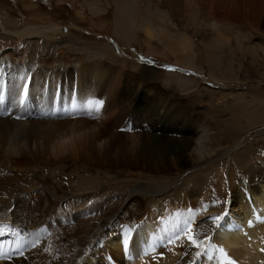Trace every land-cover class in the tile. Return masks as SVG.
Here are the masks:
<instances>
[{
  "label": "bare ground",
  "instance_id": "bare-ground-1",
  "mask_svg": "<svg viewBox=\"0 0 264 264\" xmlns=\"http://www.w3.org/2000/svg\"><path fill=\"white\" fill-rule=\"evenodd\" d=\"M111 1L115 0H103V28L111 27ZM118 1L113 30L117 41L111 40V46H117L118 42L132 45L141 30L147 38L148 54H158L164 49L175 61L199 70L203 66H198L196 52L202 48L201 61L206 71L219 79L246 73L247 68L242 67L245 58L252 60V64L260 58L264 60V0H147L143 19L142 0ZM195 12L201 17L199 23H195ZM188 14L192 15L193 24L188 21ZM140 19L137 26L135 21ZM225 29L232 36H227ZM57 30L54 26L28 25L16 31L25 38L27 46L19 52L5 49L0 53V72L6 74L0 75V264H112L111 258L118 260L121 255L128 262L134 261L133 264L147 255L156 256L160 264H194L199 258L197 252L199 264H224L226 260L259 264L264 260V168L261 167L258 172H248L247 182L237 186H242V191H233L235 203L227 202L221 212L212 211L218 201L215 190L212 198L204 196V201L196 202L198 198L168 207L167 218L163 209L149 210L145 206L142 209V203L129 199L121 216L114 218L111 213H104L93 228H73L67 236L61 233L64 229L61 218L90 220V211L98 210L100 204L74 210V203L69 213L56 215L58 202L45 197L41 189L23 188L21 185H28L29 180H20L16 172L35 163L51 165L59 158L72 164L91 165L96 168L95 173L99 170L111 182L115 179L105 172L112 173L111 169L122 163L113 149L117 137L126 136L132 140L129 166L119 171L124 178L137 179L158 170L178 172L216 156L225 157L237 143L220 149L231 131L221 133L211 123L201 122L200 114L197 120L192 115L186 118L188 108L194 111L192 105L182 110L170 109L172 105H166L160 95L158 102L153 101L155 94H161L157 90L162 88L147 81L151 71L144 73V68L130 71L123 65L82 55L73 58L71 52L64 51L65 47L60 52L53 47L51 54L55 58L49 62L43 37ZM195 33H199L196 42ZM72 34L76 36L74 32L66 33ZM219 62L223 64L220 66ZM142 75L145 78H139ZM166 88L163 92L167 93L174 87ZM214 94L210 93L212 101ZM235 109L236 106L231 112ZM178 112L181 116L173 118L172 114ZM138 117L151 136L137 132ZM124 121L131 132L112 133V126L118 122L116 126L121 128ZM173 126L178 127L174 129L177 136L170 137ZM157 133L164 136L165 142L154 147L149 138ZM169 138L173 139L172 144ZM149 181L145 186L153 192L168 185ZM177 209L181 216L175 215ZM43 219L58 224V231L48 240L40 235ZM108 223L118 228H107ZM189 235L199 243V248L189 242Z\"/></svg>",
  "mask_w": 264,
  "mask_h": 264
},
{
  "label": "rangeland",
  "instance_id": "rangeland-1",
  "mask_svg": "<svg viewBox=\"0 0 264 264\" xmlns=\"http://www.w3.org/2000/svg\"><path fill=\"white\" fill-rule=\"evenodd\" d=\"M118 3V0L111 1V27L103 28L101 22L103 0H0V53L4 52L5 49L19 52L26 47L27 41L18 35L16 31L28 25L57 27V31L50 32L43 37L45 43L42 45L44 53L47 52L45 57L49 62L55 58L54 54H51L53 47L59 52L65 47L64 51L66 53L71 52L73 58L82 55L90 59L114 62L116 65L125 66L130 71H140L143 68L144 73L151 71L150 76H147L149 79L147 81L158 83L162 88L157 90L161 94H155L153 101L158 102L164 97L165 100L163 99V101L167 102L166 105H172L170 109L176 107L175 109L178 110L192 105L194 111L191 112L192 108H188L184 114L186 118L192 115L191 118L194 116L195 118L193 117L192 119L197 120L196 117L200 114L199 120L201 122L211 123L221 133L229 129L232 135L228 141L225 140V142L223 140V144L219 148L222 149V147L228 145L232 147L234 142L237 143L235 146L237 148L234 147L230 153L225 154V157L216 156L210 158L208 162L199 164L191 169L182 168L178 172L175 169L168 171L158 170L133 179L130 177L124 178L120 174V171L125 170L124 167L128 168L129 166L127 165V158L132 142L130 138L121 136L117 137L118 141L113 153L120 157L122 163H119L113 170L111 169L112 173L105 172L107 176L111 175V178L115 179L111 182L99 170L95 173L96 168L91 165L78 162L77 164H72L70 161H61L59 158L51 165L45 162L42 165L35 163L25 169L26 171L22 169L23 171L16 172L15 175L20 180H29L28 185H21L20 183L18 185L23 188H29V190L41 189L45 197L58 202V213L56 215L69 213L73 206L75 210L78 207L100 204L98 210L90 211V220L76 222L74 218H61V223L64 225L61 233L64 236H67L69 231L83 230L84 226L93 228L98 222V217L104 213H111L114 218L121 216L124 214L123 207L129 199L137 201L139 204L142 203V209L147 207L152 210L159 207L158 211L163 209L165 213H168H166L167 215L165 214L167 218L170 212L169 208L177 207V203L186 202L187 200L195 201L198 198L199 200L196 202L204 201L209 195L212 198L215 190L218 201L217 205L212 206V211L221 212V210L225 209L224 205L227 202L235 203L236 199L232 197L233 191L239 189L242 191V186L239 188L237 186L241 185L245 180L247 182L249 179L248 172L254 173L264 168V60L260 58L256 62L253 61L256 64L254 65L252 60L249 61V59L245 58L242 60V67L247 68L246 73H238L237 78L219 79L214 78L212 75L210 76L206 71L205 63L201 61L204 59L202 48L196 52L199 57L196 62L198 66H203V69L199 70L192 66L188 67L183 62L175 61V58H172L173 55L168 54L164 49H161L158 54H148L145 42L147 38H145L146 36L141 30L137 41H134L132 45L125 46L124 43L118 42L119 48L118 45L111 46V40L117 41L113 30L116 23V5ZM140 8V17L145 18L147 0L141 1ZM190 18H192V15L188 14L189 22ZM195 20V23L201 22V17L197 12H195ZM4 21H6L5 25L3 24ZM135 23L137 26L140 25L141 19L136 20ZM190 23L193 24V22ZM67 32H74L76 36H73V34L67 36ZM224 33L227 36H232L227 29H225ZM198 34H194L193 40L195 42L199 39ZM254 41L260 42V39H255ZM57 42L59 43L57 44ZM37 43H41V41L38 40ZM72 52L76 53L73 54ZM219 58L221 59V57ZM221 64L223 63H220V66ZM251 64L254 66H251ZM143 77L142 75L139 78ZM139 78H136L137 83L140 80ZM170 86L174 87L173 90H169L171 92H163V88L167 87L166 89H170ZM168 93L170 94L167 95ZM210 93H215L213 96L215 98L214 101H212L213 98H209L211 96ZM235 106V111L231 112ZM180 116V113L172 114L173 118H179ZM139 123H143V125ZM117 124L118 122L112 126V133L126 134L129 131L131 132L126 121L121 125V128H118ZM175 128L177 129L178 127L175 126ZM175 128L173 126L172 130H170V137L177 136ZM137 132L145 135L150 133L146 129V124L139 117ZM149 136L151 135L149 134ZM149 139L150 145L154 147L165 142L164 136L158 133ZM169 142L172 144L173 139L169 138ZM116 150L117 153L115 152ZM258 163L259 165H257ZM130 168L133 169L132 166ZM126 173L129 174V172ZM149 178H151V182ZM148 181L149 183L156 182L168 185H166L167 188L164 190L153 192L145 186ZM254 181H257L256 177ZM155 185L158 186L159 184ZM210 191L212 193L209 194ZM56 198L60 200H56ZM72 204L74 205L72 206ZM238 205L236 204L235 206L237 207ZM179 209H177L175 214L177 217L181 216ZM136 217L138 218L139 216L136 215ZM40 223L39 230L43 240H48L58 231L56 228L57 222H54V225L51 220L45 221L43 219ZM110 225L108 223L107 228H113L114 230L118 228ZM73 228L75 229L73 230ZM129 251L131 252L130 257L133 258V251L130 248ZM198 257L200 260V256ZM198 259L194 264H199ZM111 262L112 264H133L134 261L128 262L126 257L124 258L121 255L118 260L111 258ZM134 264L160 263L157 261L156 256L147 255L145 259L137 260ZM259 264H264V260H261Z\"/></svg>",
  "mask_w": 264,
  "mask_h": 264
},
{
  "label": "snow or ice",
  "instance_id": "snow-or-ice-1",
  "mask_svg": "<svg viewBox=\"0 0 264 264\" xmlns=\"http://www.w3.org/2000/svg\"><path fill=\"white\" fill-rule=\"evenodd\" d=\"M214 219H219V217H215ZM258 219H259V218H258ZM248 224H249V227H252V226H253L252 221H249ZM188 231H189V233L191 232V228H190V227H189ZM188 240H189V242H190L191 244H193L196 248H199V247H200L199 243L194 239V237H193L192 235H189V236H188ZM221 251H222V250H221ZM199 255H200V253L197 252V256H199ZM224 264H236V262H235V261H231V260H226V261L224 262Z\"/></svg>",
  "mask_w": 264,
  "mask_h": 264
}]
</instances>
